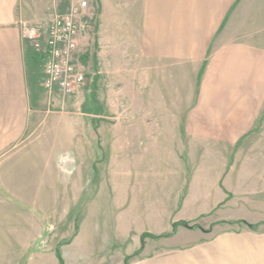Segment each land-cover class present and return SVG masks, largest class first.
<instances>
[{
    "label": "crops",
    "instance_id": "obj_1",
    "mask_svg": "<svg viewBox=\"0 0 264 264\" xmlns=\"http://www.w3.org/2000/svg\"><path fill=\"white\" fill-rule=\"evenodd\" d=\"M94 1L98 22L93 46L98 50L96 69L90 74L94 78L86 88L90 94H104L100 80L106 74L103 67L107 71L101 65L106 44L102 48L101 41L110 39L111 78L134 80L113 88L114 95L127 94L129 101L112 110L132 112L134 129L160 127L162 134L154 149L153 142L146 146L145 174L149 170L154 174L147 178L152 183L143 192L137 178L128 185L129 206L145 207L141 213L149 229L137 227L134 216L129 230L134 225L159 236L170 226L171 230L177 224L193 226L211 218L216 223L219 212L230 215L232 207L255 204L251 200L264 194V46L226 38V24L238 0ZM58 3L0 0L1 158L24 139L43 111L30 81L31 66H36L39 55L24 39L23 30L45 26L43 19L57 15ZM108 10L117 18L127 15L124 29L114 22L104 32L99 20ZM123 57L129 59L128 67L123 66ZM94 104L100 114L108 108L100 99ZM140 112L146 120L139 119ZM114 120L113 144L120 150L126 129L118 128L119 121ZM103 123L97 125L99 144L107 136ZM228 221L232 220L225 217L218 223Z\"/></svg>",
    "mask_w": 264,
    "mask_h": 264
},
{
    "label": "rangeland",
    "instance_id": "obj_2",
    "mask_svg": "<svg viewBox=\"0 0 264 264\" xmlns=\"http://www.w3.org/2000/svg\"><path fill=\"white\" fill-rule=\"evenodd\" d=\"M82 1L59 0L57 14L68 13ZM86 1L84 18L89 23L88 31L81 35L79 65L89 80L94 78L90 74L98 50L93 46L98 10L94 0ZM108 12L99 20L104 32L114 22L119 30L124 29L127 15L117 18L113 10ZM55 16L43 19L47 21L44 30ZM231 17L226 38L264 46V0H238ZM109 41H101L102 48L106 44L101 65L107 67V71L103 67L106 74L100 80L103 95L90 94L86 86L69 98L58 92L49 94L43 90V66H31L30 81L38 90L43 111L24 139L0 156V264H264L261 193L249 207H232L230 215L217 213L220 220L216 223L211 218L189 227L177 224L180 228L173 225L171 230L170 226L159 236L147 234L149 224L141 213L145 207L129 206L128 185L130 179L137 178L143 192L145 185L152 183L147 178L154 174L150 170L149 176L145 174L146 146L153 142L154 149L155 141H161V128L143 127L141 132L140 127L130 126L132 112L112 110L129 101L127 94L114 95L113 88L134 80L111 78L113 49L107 47ZM128 60L123 57V66L128 67ZM142 98L139 95L137 99ZM99 99L108 105L101 114L94 104ZM114 118L119 121L118 128L126 129L121 133L120 150L113 144ZM100 120L105 122L107 134L101 144L96 139ZM134 216L137 227L148 229L133 225L135 230H129ZM225 217L232 221L218 223ZM190 227L200 231L189 233Z\"/></svg>",
    "mask_w": 264,
    "mask_h": 264
},
{
    "label": "built area",
    "instance_id": "obj_3",
    "mask_svg": "<svg viewBox=\"0 0 264 264\" xmlns=\"http://www.w3.org/2000/svg\"><path fill=\"white\" fill-rule=\"evenodd\" d=\"M88 2L72 6L68 13L56 15L46 30L27 28L24 38L33 43L44 61L43 89L49 94L58 90L62 96L75 95L84 85L86 76L80 67L81 35L88 31L84 10Z\"/></svg>",
    "mask_w": 264,
    "mask_h": 264
},
{
    "label": "trees",
    "instance_id": "obj_4",
    "mask_svg": "<svg viewBox=\"0 0 264 264\" xmlns=\"http://www.w3.org/2000/svg\"><path fill=\"white\" fill-rule=\"evenodd\" d=\"M36 63H38V62H36ZM184 225L186 226V227H189L188 226V224H186V223H184ZM175 226V225H174ZM194 227H190V229H193Z\"/></svg>",
    "mask_w": 264,
    "mask_h": 264
}]
</instances>
